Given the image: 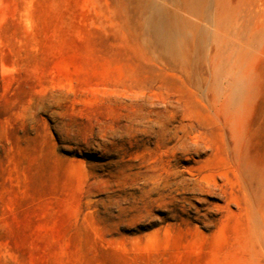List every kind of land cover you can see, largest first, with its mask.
<instances>
[{
	"label": "rangeland",
	"instance_id": "374dc122",
	"mask_svg": "<svg viewBox=\"0 0 264 264\" xmlns=\"http://www.w3.org/2000/svg\"><path fill=\"white\" fill-rule=\"evenodd\" d=\"M0 264H264V0H0Z\"/></svg>",
	"mask_w": 264,
	"mask_h": 264
},
{
	"label": "bare ground",
	"instance_id": "6f19581e",
	"mask_svg": "<svg viewBox=\"0 0 264 264\" xmlns=\"http://www.w3.org/2000/svg\"><path fill=\"white\" fill-rule=\"evenodd\" d=\"M192 5L200 6L201 0H190ZM181 25V26H180ZM188 26L177 17L168 16L161 10L154 9L148 27L162 43L171 46L170 42L174 37H181L183 30Z\"/></svg>",
	"mask_w": 264,
	"mask_h": 264
}]
</instances>
